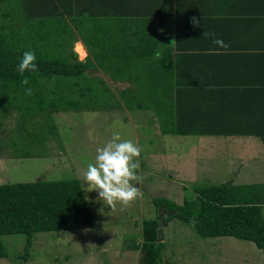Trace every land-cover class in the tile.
I'll return each mask as SVG.
<instances>
[{"label": "rangeland", "instance_id": "374dc122", "mask_svg": "<svg viewBox=\"0 0 264 264\" xmlns=\"http://www.w3.org/2000/svg\"><path fill=\"white\" fill-rule=\"evenodd\" d=\"M100 87L94 97L86 96V108L52 114L57 135H49V124H34L46 123L44 117H28L17 126V112H12L0 122V184L78 178L96 219L94 228L35 234L29 256H24L25 234L4 235L7 257L0 264H143L141 250L130 246L142 241L144 222L158 217L163 224L172 215L156 209L155 197L178 203L187 198L196 204V185L230 181L216 177L243 184L235 177L238 161L228 156L241 148L230 142L222 149L219 141L225 136L166 134L155 109H130L125 100L103 94ZM219 150L227 155H215ZM150 157H159V163ZM196 166L200 170L193 175ZM174 167L183 169L184 176ZM160 228L159 240L166 243L163 264H264V252L252 241L202 237L180 219Z\"/></svg>", "mask_w": 264, "mask_h": 264}, {"label": "crops", "instance_id": "0c3cea01", "mask_svg": "<svg viewBox=\"0 0 264 264\" xmlns=\"http://www.w3.org/2000/svg\"><path fill=\"white\" fill-rule=\"evenodd\" d=\"M49 7V18L75 29L73 50L81 61L91 57L100 69L92 77L103 74L107 95L124 100L135 89L146 95L162 81L180 91L173 97L182 101V115L198 109L190 116L194 131L237 133L211 135L225 136L222 149L230 142L241 148L228 156L238 161L235 177L243 184L216 180H230L234 195L252 197L258 187L264 201V0H49Z\"/></svg>", "mask_w": 264, "mask_h": 264}, {"label": "trees", "instance_id": "16d2710c", "mask_svg": "<svg viewBox=\"0 0 264 264\" xmlns=\"http://www.w3.org/2000/svg\"><path fill=\"white\" fill-rule=\"evenodd\" d=\"M40 1L0 0V122L12 112H17V126L27 122L28 117H44L46 123L32 122L36 126L49 124V135L54 136L58 134L54 112L82 110L86 108V96L95 95L101 85L103 94L108 90L102 77L91 76V72L100 70L91 57L81 61L73 50L75 29L67 20L49 18V0H42L46 5ZM81 34L85 37V32ZM125 70L117 69L116 73ZM97 81L101 85L97 86ZM144 90L143 85L139 91ZM137 91H131L129 97L124 95L126 105L130 109H155L166 134H237L194 131L196 124H192L190 116L198 109L188 108V113L182 115V101L173 97L180 91L169 90L162 81L154 84L151 94ZM194 189L196 204L187 198L181 204L168 197L153 199L157 210L172 213L165 219V226L180 219L193 225L202 237L233 236L254 242L264 252V201L258 198L260 188H252V197L246 193L234 195L231 183L196 185ZM160 224L158 217L147 219L142 241L130 246L141 250L143 264H163L166 243L159 240ZM94 227L96 219L78 178L0 184V258L7 257L4 235L25 234L24 256H29L34 235L39 232Z\"/></svg>", "mask_w": 264, "mask_h": 264}, {"label": "water", "instance_id": "95a60500", "mask_svg": "<svg viewBox=\"0 0 264 264\" xmlns=\"http://www.w3.org/2000/svg\"><path fill=\"white\" fill-rule=\"evenodd\" d=\"M162 223L165 224V220ZM163 224H160V227L163 226ZM158 234H159V237L162 236V228H160V230L158 231Z\"/></svg>", "mask_w": 264, "mask_h": 264}]
</instances>
